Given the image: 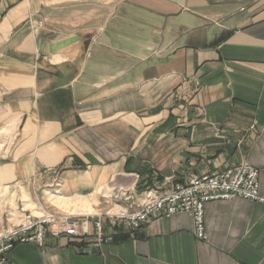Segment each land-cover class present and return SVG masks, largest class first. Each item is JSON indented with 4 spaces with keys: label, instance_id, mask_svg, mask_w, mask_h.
<instances>
[{
    "label": "crops",
    "instance_id": "1",
    "mask_svg": "<svg viewBox=\"0 0 264 264\" xmlns=\"http://www.w3.org/2000/svg\"><path fill=\"white\" fill-rule=\"evenodd\" d=\"M241 162L264 195V0H0V230ZM92 220L85 239L16 244L10 264H264L257 201L207 202V240L187 212L106 224L100 245Z\"/></svg>",
    "mask_w": 264,
    "mask_h": 264
},
{
    "label": "built area",
    "instance_id": "2",
    "mask_svg": "<svg viewBox=\"0 0 264 264\" xmlns=\"http://www.w3.org/2000/svg\"><path fill=\"white\" fill-rule=\"evenodd\" d=\"M236 197L264 204V195L259 192L258 170L247 162L191 175L186 183L176 184L166 190L146 189L141 202L118 212L106 210L96 212L93 216H82L47 210L34 215L25 211L17 224H10L0 230V264H10L8 253L18 243L29 242L43 247L48 236L90 237V218L93 219L94 228L92 237L97 245L112 240L111 235L103 231L106 224L135 231L150 221L178 212L191 214L194 235L206 240L208 234L204 222V205L210 201Z\"/></svg>",
    "mask_w": 264,
    "mask_h": 264
},
{
    "label": "rangeland",
    "instance_id": "3",
    "mask_svg": "<svg viewBox=\"0 0 264 264\" xmlns=\"http://www.w3.org/2000/svg\"><path fill=\"white\" fill-rule=\"evenodd\" d=\"M57 184H59L58 182H57ZM179 184H183V183H179ZM85 200H79V201H77L75 204L76 205H78V206H80L81 208L82 207H84L85 206ZM65 204H71L69 201H67V202H65ZM71 212V211H70ZM66 212V213H69V214H78V213H76L75 211H73V212ZM203 240V239H202ZM207 240V239H206Z\"/></svg>",
    "mask_w": 264,
    "mask_h": 264
}]
</instances>
